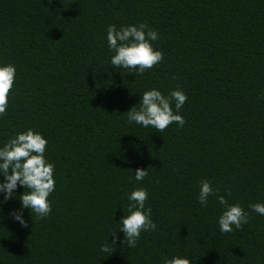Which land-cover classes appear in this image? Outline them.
Masks as SVG:
<instances>
[{"label": "trees", "instance_id": "16d2710c", "mask_svg": "<svg viewBox=\"0 0 264 264\" xmlns=\"http://www.w3.org/2000/svg\"><path fill=\"white\" fill-rule=\"evenodd\" d=\"M141 23L158 31L164 60L136 76L113 68L107 28ZM7 64L16 77L0 147L42 134L56 188L47 217L24 209L27 228L9 216L23 186L6 202L0 193V264H264V215L249 207L264 203V0H0ZM154 88L186 93L183 127L128 121ZM203 180L249 213L242 229L220 231L223 206L216 194L201 205ZM137 188L157 229L134 248L118 232L109 256L100 249Z\"/></svg>", "mask_w": 264, "mask_h": 264}, {"label": "clouds", "instance_id": "9594fccd", "mask_svg": "<svg viewBox=\"0 0 264 264\" xmlns=\"http://www.w3.org/2000/svg\"><path fill=\"white\" fill-rule=\"evenodd\" d=\"M158 31L150 28L146 23L129 25L117 28L109 25L107 28V41L110 49L114 51L111 58L113 68L130 70V74L140 76L146 70L153 68L164 60V53L156 50L152 44L158 40ZM16 67L13 64L0 66V116L6 115L9 96L14 86ZM188 97L182 90H173L165 96L157 89L145 91L142 94L139 108L132 107L127 112L128 121L135 122L145 128L152 127L159 132H164L169 125L176 123L183 127L185 118L178 114ZM175 106V110L173 108ZM48 140L40 133L32 129L20 132L10 139L3 147H0V174L4 179L0 180V193L6 202L13 198V193L23 186L25 192L19 197L22 207L13 210L9 216L22 227H28V221L24 218V209H30L38 218L47 217L52 206L49 196L55 191L54 179L55 164L47 160L45 156ZM148 175L147 169L135 170V180L142 181ZM231 195V190H227ZM216 194L218 203L223 206V211L218 223L220 231L230 233L235 229H242L249 222V213L239 204H230L227 196L219 195V190L214 189L208 180L201 181L199 190V202L207 207L209 197ZM148 192L145 188L133 190L129 196L128 214L119 223L121 228L114 231L115 237L110 243L102 245L100 251L111 256L119 241L118 232L124 233L123 243L129 247H136L142 232H151L157 229L153 222L151 207L146 208ZM249 207L256 213L264 215V203H255ZM3 217H0L2 220ZM164 264H191L187 258L180 256L171 259L165 258Z\"/></svg>", "mask_w": 264, "mask_h": 264}]
</instances>
